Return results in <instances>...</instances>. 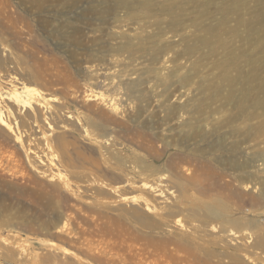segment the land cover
I'll return each mask as SVG.
<instances>
[{"label": "rangeland", "instance_id": "374dc122", "mask_svg": "<svg viewBox=\"0 0 264 264\" xmlns=\"http://www.w3.org/2000/svg\"><path fill=\"white\" fill-rule=\"evenodd\" d=\"M0 115V264H264V0H0Z\"/></svg>", "mask_w": 264, "mask_h": 264}, {"label": "bare ground", "instance_id": "6f19581e", "mask_svg": "<svg viewBox=\"0 0 264 264\" xmlns=\"http://www.w3.org/2000/svg\"><path fill=\"white\" fill-rule=\"evenodd\" d=\"M146 3H148V1ZM224 15L225 14L223 13V17ZM10 95L11 99L20 102L23 106L26 107H31L35 104H41L45 101L44 93L35 86H25L22 91L15 88L12 90ZM50 100H52V98H50ZM0 123L7 129H9V122L3 115H0Z\"/></svg>", "mask_w": 264, "mask_h": 264}, {"label": "trees", "instance_id": "16d2710c", "mask_svg": "<svg viewBox=\"0 0 264 264\" xmlns=\"http://www.w3.org/2000/svg\"><path fill=\"white\" fill-rule=\"evenodd\" d=\"M22 188H24L23 190L26 193H29V192H37V191L32 190L30 187L23 186Z\"/></svg>", "mask_w": 264, "mask_h": 264}]
</instances>
